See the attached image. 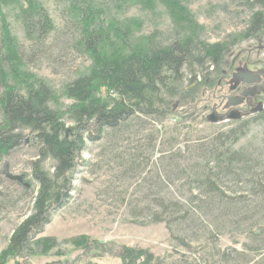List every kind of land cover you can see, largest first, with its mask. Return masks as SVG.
I'll return each instance as SVG.
<instances>
[{"label": "rangeland", "instance_id": "1", "mask_svg": "<svg viewBox=\"0 0 264 264\" xmlns=\"http://www.w3.org/2000/svg\"><path fill=\"white\" fill-rule=\"evenodd\" d=\"M2 1L0 23L5 17L28 58L31 45L15 18V4ZM39 1L47 8L56 31L28 64L34 73L59 89L90 60L75 49L77 34L74 36L67 8L69 0ZM98 2L103 6L111 4L107 0ZM127 2L120 16L141 20L137 35L164 40L173 32V20L160 2ZM183 4L202 26V38L208 43L223 42L228 35L243 31L250 17V10L235 0H183ZM237 55L244 60L242 66L250 70L247 57L264 61V41H243L234 46L219 68ZM186 80L185 85H189ZM207 92L201 87L198 103ZM189 101L184 97L176 102L174 113L151 118L146 129L134 128L116 138L89 142L83 152L84 163L75 174L72 200L53 215L40 235L57 239L54 253L10 257L5 264H121L117 252L122 246L147 250L164 264H262L264 111L260 119L242 120L250 121L249 127L236 145L255 151L249 159L254 170L242 168L236 170L238 175L221 176V192L216 194L198 187L199 176L192 164L196 151L186 152V160L164 157L194 142L206 141L215 132L235 127L237 122L224 116L213 122L209 119L210 106L201 103L193 113L196 102ZM187 114L192 115L181 120L180 115ZM161 151L166 155L161 156ZM36 156L35 147L25 142L0 161V254L7 248L13 230L31 210L37 183L31 176L30 162ZM79 237L88 238L89 245L99 242L110 252L97 255L100 252L91 250L95 256L68 242Z\"/></svg>", "mask_w": 264, "mask_h": 264}, {"label": "trees", "instance_id": "2", "mask_svg": "<svg viewBox=\"0 0 264 264\" xmlns=\"http://www.w3.org/2000/svg\"><path fill=\"white\" fill-rule=\"evenodd\" d=\"M98 1L69 0L67 8L74 36L77 34L74 46L90 64L59 89L28 64L56 31L47 8L39 0H10L31 45L28 58L5 17L0 23V161L25 142L37 151L30 162L31 176L37 183L31 210L13 230L0 254V264L10 257L54 253L57 239L40 235L53 215L72 200L75 174L84 163L83 152L89 142L116 138L134 128L146 129L151 118L174 113L176 102L184 97L190 99L187 103L196 102L201 87L209 86L198 81L204 71L212 72L215 65H222L234 46L243 41H264V0H235L250 10L247 26L217 43L202 38V26L183 0H139L165 6L174 29L164 40L137 35L142 26L139 18H121L130 1L107 0L111 1L108 6ZM192 114L180 115L181 120ZM249 122H237L235 127L215 132L208 140L194 142L164 158L184 159L186 152L196 151L192 164L199 176L198 187L219 194L221 176L238 175L236 170L242 168L254 170L249 159L255 151L236 148ZM161 152V156L166 155ZM89 241L79 237L68 242L95 256L96 252H110L103 244L95 241L89 245ZM119 251L121 264H164L147 250L122 246Z\"/></svg>", "mask_w": 264, "mask_h": 264}, {"label": "flooded vegetation", "instance_id": "3", "mask_svg": "<svg viewBox=\"0 0 264 264\" xmlns=\"http://www.w3.org/2000/svg\"><path fill=\"white\" fill-rule=\"evenodd\" d=\"M247 61L250 70L242 66L244 60L237 55L225 67L220 66L222 69L215 65L212 72L204 71L198 81H209V86H204L207 96L201 97L199 103L197 100L194 108L198 110L201 103L210 106L209 119L213 122L223 116L235 122L249 117L260 119L264 111V61H252L248 57Z\"/></svg>", "mask_w": 264, "mask_h": 264}, {"label": "water", "instance_id": "4", "mask_svg": "<svg viewBox=\"0 0 264 264\" xmlns=\"http://www.w3.org/2000/svg\"><path fill=\"white\" fill-rule=\"evenodd\" d=\"M172 112H174V110Z\"/></svg>", "mask_w": 264, "mask_h": 264}]
</instances>
